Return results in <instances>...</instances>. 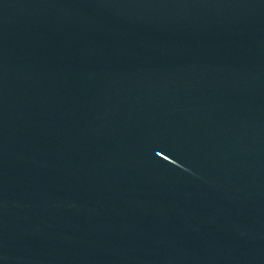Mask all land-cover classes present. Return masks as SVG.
Returning <instances> with one entry per match:
<instances>
[{"label": "water", "instance_id": "1", "mask_svg": "<svg viewBox=\"0 0 264 264\" xmlns=\"http://www.w3.org/2000/svg\"><path fill=\"white\" fill-rule=\"evenodd\" d=\"M0 264H264V0H0Z\"/></svg>", "mask_w": 264, "mask_h": 264}]
</instances>
